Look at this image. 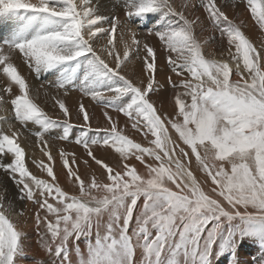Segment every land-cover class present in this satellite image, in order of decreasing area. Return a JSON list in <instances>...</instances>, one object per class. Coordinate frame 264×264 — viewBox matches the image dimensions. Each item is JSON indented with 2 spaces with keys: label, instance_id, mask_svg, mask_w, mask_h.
<instances>
[{
  "label": "snow or ice",
  "instance_id": "snow-or-ice-1",
  "mask_svg": "<svg viewBox=\"0 0 264 264\" xmlns=\"http://www.w3.org/2000/svg\"><path fill=\"white\" fill-rule=\"evenodd\" d=\"M117 3L126 21L155 19L147 35L157 39L178 78L168 77L171 115L149 95L161 87L156 47L141 43L119 16L101 14L93 0H0V18L14 22L10 33L0 36V110L10 104L21 128L33 126L30 135L47 162L32 163L49 179L29 169L23 133L12 124L8 131L0 126V169L13 180L17 199L37 205L36 227L43 225L39 246L54 264H215L226 254L229 264H238L237 247L249 238L258 243L264 264V45L258 49L243 30L245 22L226 14L224 0H182L179 10L173 0ZM241 5L264 32V0H230L226 6ZM189 9L207 14L226 42L219 53L226 52L225 59L204 52L196 28L206 29ZM133 58L144 73L139 86L123 74ZM17 59L37 78L54 75L55 88L65 96L78 84L82 96L127 118L119 125L105 110L107 126L94 128L82 102L75 113L82 119L75 143L105 180L95 172L82 178L75 154L61 149L62 167L76 192L60 185L46 136L62 125L57 138L67 141L75 126L72 113L53 95V107L64 119L50 116L33 98ZM44 96L47 100L48 93ZM129 124L146 144L125 134ZM89 133L104 135L95 139ZM98 144L118 154L119 162L110 166L97 158L92 146ZM133 159L143 173L128 162ZM84 164L91 167L87 159ZM24 215L0 192V264H17L25 254Z\"/></svg>",
  "mask_w": 264,
  "mask_h": 264
},
{
  "label": "bare ground",
  "instance_id": "bare-ground-1",
  "mask_svg": "<svg viewBox=\"0 0 264 264\" xmlns=\"http://www.w3.org/2000/svg\"><path fill=\"white\" fill-rule=\"evenodd\" d=\"M93 3H98L100 12L103 15H107V16L116 15L120 17V20L124 18V13L119 6H118L119 9L117 7H114L113 9L107 6V5L110 6L118 5L117 0H93ZM173 3L179 10L182 0H173ZM218 3H221V0H218ZM227 4H230V0H224V3H221V7L226 12V14H228L230 18L237 20V22L241 20L245 22V26L243 30L245 31L247 36L251 39V41L254 43V45L257 46L258 49L262 45H264V32H261L254 25V22L245 12L244 6L241 5L239 8H236L234 10L232 7L226 6ZM193 11L195 10L192 9L188 10L189 13ZM195 15H198L201 18V20L203 21V28L206 29V31H202L200 27L196 28V35L203 44L204 52L209 56V58L225 59L227 55L226 52H225V56L223 57L220 56L219 53L226 49L227 47L226 42L221 43L218 32H215L213 30L211 22L207 19V14L203 11V9H199L198 11H195ZM189 18L190 19L192 18L191 14H189ZM146 23H148L149 25L145 28L147 29L152 28L153 24L155 23V19L149 20ZM144 24L145 23L141 24L140 22L138 24L139 26L135 24L137 27L136 32L138 34V38L141 40V43L148 42L150 45L155 46L157 49V71L155 74V78L159 82V85L161 86L159 87L156 93L149 94L150 99L154 100L155 98H158L161 104H163V102H166L173 105L171 100L173 96V92H172V87L168 82V77L171 76L172 80H177L178 78L173 73H171L170 68L168 67L166 62L167 61L166 53L160 50V46L157 42V39L154 36L147 35V29L143 28ZM13 27H14L13 21L5 18H0V36L6 37L10 33ZM206 38H207V43H203ZM16 62L18 63V65L22 64L19 59H17ZM141 69H142L141 62L133 58L132 61L128 63L126 67H124L123 74H125L129 79H131L134 83H136L139 86L141 79L144 78V73L142 72ZM2 79L3 78L0 77V80ZM28 81L33 90L32 91L33 98L36 99L37 102L40 103L41 106L45 109V111L54 119L63 120L64 117L62 113L59 112L58 107H53V102L51 100V96L53 95H58L61 99H64L66 102V106L69 108L70 112L72 113L71 123L75 126L70 130L69 139L67 141H63L57 138L63 134L62 125L51 130L50 133L46 136V139H48L49 141L48 150L51 152L52 156L54 157V165H53L54 172L58 177V181L60 185L69 192L72 193L76 192V189L72 186L71 182L68 180L66 176V169H63L62 167V161L59 156V152L61 149L65 150L66 152L75 154V157L77 159V165L79 168V174L81 175L82 178L87 180L90 178L91 174L95 172L101 180H105V173L101 170V168L97 166L90 157H87L86 150L82 147V145L75 143L76 139H78L76 138L77 131L79 133H81L82 131L81 128L78 126L80 123H82V119H77L75 117V113L78 110L79 103L82 102L90 113L91 116L90 124L94 128L107 126L106 118L103 116V112L105 110L109 112V114L113 117L114 120H117L119 122V125H124L127 121V118L124 117L122 113H117L112 108L104 109L103 106H100L96 102L92 101L90 97L82 96V94L78 90V84L74 85L72 90H70L66 96L63 94V90H60L58 92L57 89L55 88V76L52 74L42 75L38 79L29 78ZM145 84H146V79H145ZM42 85L43 87H41ZM14 90L16 89L14 88ZM37 90H39V95H37ZM45 92L48 93L47 100L45 99L44 96ZM167 106L162 107L161 105L160 110L162 111V109L163 110L165 109L168 111V114H172L174 112V108L170 109V107ZM0 116L5 117L6 122L0 121V126H2L5 131H8V124L14 125V129H17L18 124L14 123V119L10 112L0 110ZM27 128H32L33 130H35L31 124H29ZM21 132L23 133V135L20 138V142L22 146L26 149L27 163L29 169L34 174L49 179L46 176V173L40 172L32 163L33 159L36 160L43 159L47 162V157L43 156L39 147L35 144L34 137H31L27 129L23 128ZM92 134L93 133H91L90 135L91 138L92 136H94ZM125 134L133 138L141 137L140 134L136 133L135 130H132L130 128V124L127 128H125ZM92 151L97 158L102 159L110 166H114L119 162L118 154L114 153L113 150L103 146L102 144L93 145ZM85 159L90 161L89 162L91 163L90 168L85 166L84 164ZM9 160L5 159V162H8ZM128 162L130 164H133L132 160ZM0 171H2L0 174V182L2 186L0 187V191L4 189L3 193L6 197V202H12L16 207L17 211H19L20 209L25 210V215L20 223V226L26 233V239L24 241L26 245L25 254L18 258L17 264H54V257L46 253L39 246V242H38L39 233L43 231V225L40 226L39 230L36 227L35 214L37 212V205L31 202L20 201L19 199H17L19 193L16 186L14 185V183L12 184L10 182V180L8 179V175L6 176L4 175V171L2 169H0ZM195 174L197 175L198 178L202 176L200 172H195ZM41 215H43V213H41ZM13 219L20 220V218L15 215L13 216ZM210 226L211 225H209V227ZM79 243L81 248H83L84 241L81 240L79 241ZM229 259L230 256L226 254L225 256L216 259L215 264H229ZM236 259L238 264H260L261 249L258 243L254 239H249V238H245L241 240L237 247ZM75 260L76 257L73 255V261Z\"/></svg>",
  "mask_w": 264,
  "mask_h": 264
},
{
  "label": "rangeland",
  "instance_id": "rangeland-1",
  "mask_svg": "<svg viewBox=\"0 0 264 264\" xmlns=\"http://www.w3.org/2000/svg\"><path fill=\"white\" fill-rule=\"evenodd\" d=\"M108 7H110V8H113L114 9V7H117L118 9H119V7H118V5H107ZM5 19H7V18H5ZM124 19V20H123ZM123 19H121V22H122V24H125L126 25V27H128V28H134L135 30H137L136 28V25H138L139 24V22L137 21V20H133V21H126L125 20V17L123 18ZM136 24V25H135ZM145 24H146V26H145ZM144 24V26H143V28H145V27H147L149 24L148 23H145ZM105 26H107V25H105ZM145 29H147V28H145ZM18 64V63H17ZM19 68H21L20 69V71H21V73H23L25 76H26V78L27 79H29V78H36V79H38L37 77H36V75L34 74V73H29V70L27 69V67L22 63V64H19ZM42 81V80H41ZM16 90H14V92H15ZM157 100V101H156ZM171 100H172V98H171ZM152 101H154V102H156V105L158 106V107H160L161 105H162V107L163 106H167V107H170V109L171 108H174L173 107V105L172 104H170V103H166V102H163V104H161L160 102H159V100H158V98H155L154 100H152ZM158 103V104H157ZM160 103V104H159ZM101 106V105H100ZM5 108L7 109V111L8 112H10L11 113V105L10 104H7L6 106H5ZM165 110V109H164ZM163 109H162V111L161 112H165V113H168V111L167 110H165L164 111ZM12 114V113H11ZM169 115H171V114H169ZM14 123H17L15 120H14ZM18 124V123H17ZM17 129H19L20 131H22V129L23 128H21V126L18 124V126H17ZM27 131H28V133H30L31 131H33V129L32 128H27ZM69 135H70V133H69ZM91 135V133H89V136ZM92 135H94V136H92V138H95V139H102V137H103V133H100L99 134V136L96 134V133H93ZM78 136V137H77ZM79 136H80V133L77 131V134H76V138H79ZM95 136H97V137H95ZM101 136V137H100ZM131 138H133V137H131ZM133 139H135L137 142H142L143 143V141H144V144H146V141L143 139V137L141 136V137H139V138H133ZM10 159V157L9 158H6V160H9ZM90 161H88V163H89ZM132 162H133V164H135V166L138 168V170L139 171H141L142 173H143V171H145V169H144V166L143 165H141L138 161H135L134 159L132 160ZM138 165H137V164ZM149 163H151L150 161H149ZM89 164H91V163H89ZM143 166V167H142ZM73 167H76V166H73ZM1 172L2 171H0V174H1ZM4 175L6 176L7 174L4 172ZM8 179L10 180V182L13 184L14 182H13V180L8 176ZM15 185V184H14ZM0 187H2L1 186V182H0ZM2 189V188H1ZM4 191V189H2V191H0V192H3Z\"/></svg>",
  "mask_w": 264,
  "mask_h": 264
}]
</instances>
